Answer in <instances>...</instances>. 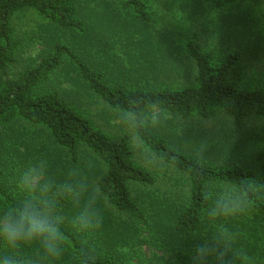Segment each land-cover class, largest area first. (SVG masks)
<instances>
[{"label":"trees","instance_id":"1","mask_svg":"<svg viewBox=\"0 0 264 264\" xmlns=\"http://www.w3.org/2000/svg\"><path fill=\"white\" fill-rule=\"evenodd\" d=\"M119 1L123 10L145 22L155 16L160 2ZM212 1V12L216 7L229 6L226 0ZM259 5L256 12L264 23V4ZM26 12L62 31L88 32V22L80 15L76 0H0V131L18 124L44 128L75 165L87 149L102 164L95 185L104 193V204L116 217L147 228L153 226L155 217L142 199V189L152 188L167 195L178 187L169 182L170 175L180 177L184 200L174 216L177 236H196L207 224L214 231L215 223L205 216L211 201L205 202L202 194L212 192L215 186L235 188L254 205L251 214L255 220L246 221L244 217L243 231L236 232L237 246L245 249L255 264H264V174L238 160L217 161L184 150L148 121L149 111L158 108L184 125L207 132L264 129V54L251 56L234 44L212 46L203 28H191L186 23L187 29L178 32V41L192 62L188 75L153 84H113L104 69L92 68L62 41L42 49L37 61L25 62L23 51L33 40L32 32L20 22ZM63 64L74 67L91 91L115 112L135 111L138 123H130L123 130L109 127L64 96L51 82ZM136 144L162 162L169 175H162L158 168L137 157ZM5 179L6 169L0 164V208L19 201L6 187ZM70 202L71 197L58 200L60 214ZM63 230V260L43 261L40 250L24 248L22 257L31 264H125L124 258L129 256L126 251L91 254L69 225L64 223ZM178 243L162 242L161 257L169 264H191V249ZM7 254V246L0 242V256Z\"/></svg>","mask_w":264,"mask_h":264},{"label":"rangeland","instance_id":"2","mask_svg":"<svg viewBox=\"0 0 264 264\" xmlns=\"http://www.w3.org/2000/svg\"><path fill=\"white\" fill-rule=\"evenodd\" d=\"M76 1L80 15L88 22L86 33L62 31L33 12L22 15L21 25L33 35V40L22 54L25 62L37 61L42 49L62 41L71 45L92 68L104 69L113 84H153L166 78L184 77L192 71V62L178 41V32L187 29L186 23L191 28H203L207 42L212 46L234 44L248 55L264 54V23L256 12L258 5L264 4L263 0H226L228 7H216L213 12L210 4L212 0H159L156 14L148 22L123 10L119 0ZM51 82L64 96L91 112L107 126L119 130L129 127L130 123H125V114L108 107L71 65L63 64L52 76ZM153 115L158 116V122L152 121ZM148 121L154 129L184 150L199 153L198 149L203 145L205 151L202 155L207 158L217 161L238 160L264 174L263 128L207 132L184 125L173 114L158 108L149 111ZM136 149L143 161L158 168L162 175H169L164 164L140 144H136ZM41 157L48 159V173L57 183L68 181L69 170L75 168L93 186L102 171L101 161L87 149L83 150L79 164H73L67 152L53 142L44 128L18 124L0 131V164L6 169L5 185L19 200L24 195L17 189L20 174ZM86 161L94 164L91 170H88ZM168 179L178 187L172 188L167 195L152 188L140 190L142 199L155 217L151 228L116 217L104 202V223L98 231L90 234L75 231L72 218L77 207L73 201L61 213L65 217L64 223L77 233L81 244L91 254L126 251L129 256L124 258L125 264H140L139 260L142 264H169L167 258L161 257L162 242L171 244L174 241L177 244L180 241L188 250L213 231L207 224L196 236H177L173 229L174 216L184 200V192L179 185L180 177L170 175ZM226 188L215 186L212 192ZM243 219L234 217L221 222L237 232L243 231ZM244 220L255 221L252 214ZM24 249L39 250L36 245ZM63 257L64 253L59 260H63ZM42 260L47 259L43 257Z\"/></svg>","mask_w":264,"mask_h":264},{"label":"clouds","instance_id":"3","mask_svg":"<svg viewBox=\"0 0 264 264\" xmlns=\"http://www.w3.org/2000/svg\"><path fill=\"white\" fill-rule=\"evenodd\" d=\"M152 121L158 122V116L153 115ZM125 123L136 125L137 113L126 110ZM204 151L201 145L198 152L203 154ZM136 155L139 156L138 151ZM86 163L88 170L94 167L91 161ZM48 168L49 161L45 157L32 162L17 180V189L24 194L23 198L12 206L0 208V242L8 249L7 255L0 256V264H31L21 255L22 249L31 245L38 246L46 259L57 260L63 255L66 233L63 230L65 217L57 209L60 199L71 197L77 207L72 218L76 232L90 234L102 227L105 212L102 189L90 186L87 177L75 168L69 170L68 181L57 183ZM202 198L205 202L211 201L205 216L215 223V229L191 248V264H255L254 258L237 246L238 234L221 222L249 216L254 206L251 201L235 188L206 192Z\"/></svg>","mask_w":264,"mask_h":264}]
</instances>
